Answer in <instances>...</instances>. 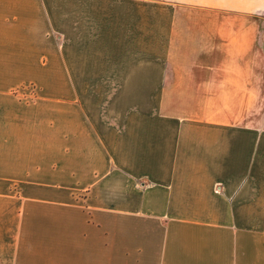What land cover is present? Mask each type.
Segmentation results:
<instances>
[{"label":"crops","instance_id":"crops-1","mask_svg":"<svg viewBox=\"0 0 264 264\" xmlns=\"http://www.w3.org/2000/svg\"><path fill=\"white\" fill-rule=\"evenodd\" d=\"M255 107L264 0H0V264H264Z\"/></svg>","mask_w":264,"mask_h":264},{"label":"rangeland","instance_id":"rangeland-1","mask_svg":"<svg viewBox=\"0 0 264 264\" xmlns=\"http://www.w3.org/2000/svg\"><path fill=\"white\" fill-rule=\"evenodd\" d=\"M50 3H59V5H61L62 8V12H67V10L69 9V5L71 3V0H47ZM93 1H102V0H93ZM85 94H89L91 96H94V98L99 99L103 96L104 99L108 98V97H113L114 95L121 94L120 99L125 100L126 104H125V113L127 114H133L134 111V104L135 101L138 100H142L143 102V98H148L149 92H133V91H125V92H109V91H104V92H84ZM35 94H36V87L33 86H28L26 94L24 95L25 98H28L29 100H33L35 99ZM142 108L143 110H149V107H144V106H138V109ZM244 116L246 115V111L244 108ZM254 115L255 121L259 122L258 120H260L263 116H264V108H250L248 110V116H252ZM261 125L264 126V123H255V126L261 127Z\"/></svg>","mask_w":264,"mask_h":264}]
</instances>
